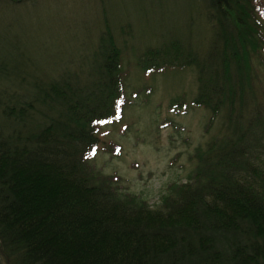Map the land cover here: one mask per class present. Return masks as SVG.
Masks as SVG:
<instances>
[{"label":"rangeland","instance_id":"obj_1","mask_svg":"<svg viewBox=\"0 0 264 264\" xmlns=\"http://www.w3.org/2000/svg\"><path fill=\"white\" fill-rule=\"evenodd\" d=\"M208 2L0 0V149L17 150L30 133L39 141L51 135L41 159L66 158L76 169L75 191L56 217L70 227L89 210L104 228L114 226L118 240L128 237L123 225L144 235L166 224L132 257L135 264H264L257 220L208 218L201 204L185 209L175 196L183 187L189 198L210 199L203 159L211 150L213 175L232 173L236 186L251 183L264 198V55L219 23ZM172 37L177 55L146 56L150 47L169 49ZM113 50L121 57L119 108L87 125L71 123L64 107L78 104L80 91L96 99L110 93L105 61ZM240 78L249 89L236 106L231 94ZM86 135L97 139L91 149L82 145ZM20 200L0 186V264H46L17 252L16 225L6 215ZM135 211L141 216L125 223ZM182 212L191 222L179 226Z\"/></svg>","mask_w":264,"mask_h":264},{"label":"trees","instance_id":"obj_2","mask_svg":"<svg viewBox=\"0 0 264 264\" xmlns=\"http://www.w3.org/2000/svg\"><path fill=\"white\" fill-rule=\"evenodd\" d=\"M208 1L209 9L219 23L236 28L242 37L253 43L259 54L264 55V0ZM178 43L177 37H172L169 49L160 52L161 50L150 47L146 49V56L155 60L156 57L163 58L168 51L167 56L177 55L180 51ZM110 54L105 61L107 66L110 63V67L106 68L110 75L109 84L107 82L110 93L108 92L107 96L100 94L98 95L100 97L96 99L93 94L80 91L83 93V97L77 99L78 104L81 100L87 101L88 96L91 97V101L89 100L85 105L69 103V106L64 107L71 123L78 122L87 125V121L89 122L92 117H104L105 114L108 115L111 112L110 117H112L119 108L123 96L122 81L119 76L121 57L119 51L113 50ZM236 84L237 86L232 89L231 96L232 104L237 106V102L247 96L249 84L247 81L244 82L243 78L238 79ZM64 88H67V85ZM41 95L51 96L47 91ZM105 103L107 104L105 105ZM104 107L106 109L101 110ZM13 110L15 108H11V111ZM45 135L47 136H41L42 140L39 141L37 135L30 133L22 140L24 144L18 146L17 150L0 149V186L21 199L19 205L9 209L6 215L7 220L9 216V220L11 219L16 225V228L10 229V233L11 236H19L18 240L21 245L18 246L17 252L26 255L25 258L28 262L38 261L41 263L43 260H47L46 264H61L60 261L64 264H80V259L84 257L92 261L88 264H104L118 258L123 259V263L135 264L132 257H136V254H140L142 250L146 249L145 246L155 238L158 228H164L166 224L162 223V226H157V230H152L144 235L135 233L134 227L123 225V231L128 233V237L124 241V239L118 240V233L113 229L114 226L109 225L110 229L104 228L105 224L97 221L91 210L71 219V227L66 222L64 223L62 218L56 220L63 208L61 202L75 191L76 169L66 158L62 161L58 159V162L53 163L41 159L42 147L49 140L48 136H51L46 133ZM64 141L68 142L67 139ZM96 143L97 139L93 135L82 137V145L85 148L91 149ZM218 159L220 162L224 157L220 156ZM203 160L206 165L203 169L204 174L211 176L212 184L207 188L210 199L202 201L198 195L189 198L188 189L183 187L176 190V198L184 201L188 206L185 209H193L196 205L201 204L204 216L208 218H232L240 215L254 218L259 223L261 246L264 252L263 196L259 197L255 193L256 190H252L251 183V185L242 187L236 186L231 177L232 173L213 175L211 150L204 153ZM64 202L66 203V201ZM166 204L171 205L172 203ZM116 208V211L126 215L125 207L119 205ZM73 209L70 207L69 210L74 211ZM138 212L135 211L134 215L128 217L133 221L125 223L136 222L135 218L141 216V213ZM187 213L189 214V212L180 213L174 223L179 226L189 224L191 221ZM3 214L5 213L0 216ZM144 219H147L146 215ZM144 226V223L141 222V227ZM146 257L148 256L146 255ZM70 259L73 261L67 262Z\"/></svg>","mask_w":264,"mask_h":264},{"label":"bare ground","instance_id":"obj_3","mask_svg":"<svg viewBox=\"0 0 264 264\" xmlns=\"http://www.w3.org/2000/svg\"><path fill=\"white\" fill-rule=\"evenodd\" d=\"M260 196H263L262 194ZM213 235V234H212Z\"/></svg>","mask_w":264,"mask_h":264}]
</instances>
